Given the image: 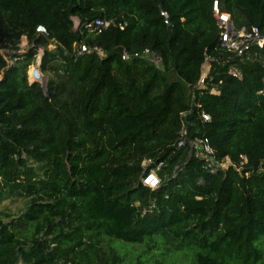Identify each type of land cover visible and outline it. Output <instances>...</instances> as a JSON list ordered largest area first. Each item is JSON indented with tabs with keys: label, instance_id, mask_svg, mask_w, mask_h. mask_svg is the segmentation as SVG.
<instances>
[{
	"label": "trees",
	"instance_id": "obj_1",
	"mask_svg": "<svg viewBox=\"0 0 264 264\" xmlns=\"http://www.w3.org/2000/svg\"><path fill=\"white\" fill-rule=\"evenodd\" d=\"M213 1L0 0V49H17L22 36L33 45L6 69L0 54V203L26 200L19 215L0 217V264H128L103 252L102 237L136 245L160 237L192 252L194 264H256L264 240V43L230 60L240 80L227 75L228 64H211L207 87L218 95L195 89L206 56L231 55L219 43ZM217 1L236 28L264 34V0ZM98 18L111 25L87 33L83 25ZM38 25L47 36L35 33ZM80 43L101 47L105 58L76 56ZM145 47L161 56L160 69L120 58L122 49ZM38 48L46 93L27 81ZM192 94L200 108L185 118L189 138H207L215 159L236 168L244 156L242 171L208 172L188 147H175ZM146 159L165 164L155 190L140 180Z\"/></svg>",
	"mask_w": 264,
	"mask_h": 264
},
{
	"label": "built area",
	"instance_id": "obj_2",
	"mask_svg": "<svg viewBox=\"0 0 264 264\" xmlns=\"http://www.w3.org/2000/svg\"><path fill=\"white\" fill-rule=\"evenodd\" d=\"M212 14L216 20L217 26L221 29L219 33V43L223 48V50L231 55L227 56L226 59H222L220 55H217L216 57L206 56L201 66L200 78L194 88L198 90H206L209 94L218 95L219 90L216 87H211L209 89L207 87V83L209 80V73L211 70V64L213 62L219 64H225V65L228 64L226 70L227 75L234 79L240 80L242 78L241 71L235 63H230V60L232 58H242L244 55L249 53V51L252 49L253 46L256 45L259 46L263 44L264 34H262L259 28L256 26H251L249 28L246 27L236 28L233 24V21L230 18V15L226 12L221 11L217 0L213 1L212 3ZM160 15L162 16L164 23L166 25H169L168 13L166 11H161ZM110 25L111 22L104 21L98 18L91 22L85 23L83 25V28L87 33L92 34L99 32V30L106 29ZM117 27L123 30L124 24L118 23ZM35 33L44 36L48 35L47 30L43 25H38L35 28ZM32 46L33 45H30L28 39L25 36H22L17 46V49H10V48L0 49V54L6 63L4 69L11 67L14 64V62L18 59L17 55L25 53ZM55 47L56 45L54 41H51L50 44L48 45L49 49H55ZM43 53H44V48H38L37 51L38 56H35V59H37L36 65L31 64L28 67L27 70L28 72L30 67H36V69L39 70V73L41 75L40 79L33 81H30L28 76L27 80L28 83L30 84L32 83L41 84L43 74L42 72H40L41 70L39 68V59L40 57L42 58ZM90 54H95L100 59H103L106 56L102 48L98 46H89L85 43H80L75 48L76 56H83ZM120 58L122 61H129L132 59L144 60L150 63L151 65H153L156 69H160L162 65L161 56L156 51L147 47L142 48L141 50L131 51V52L122 49L120 52ZM2 73L3 72H1L0 74V78ZM193 99H194V95L192 94L188 109L180 113L181 128L179 131V138L176 141L175 147L177 149L188 147L189 151L192 150V154L195 153L196 157L205 161L206 163L205 169L208 172L216 173L218 171H224L229 166H233L228 157H225L220 161H218L214 157V152H215L214 148L210 145V142L207 138H198V137H195L194 139L189 138L188 126L191 124L187 123L185 118L187 117L188 114L193 112L194 106L200 108L199 105L194 103ZM198 116L201 118L203 122L210 121V115L205 113L204 111L198 112ZM246 162H247L246 158L244 156H241V161L239 163L240 166L238 168H236L235 166L233 167L240 172L243 170V166L246 164ZM163 167H165V164L163 162L155 163L154 160L152 159L144 160L142 162V173L140 176L141 183L144 186L149 187L151 190L157 189L161 184L160 172L162 171Z\"/></svg>",
	"mask_w": 264,
	"mask_h": 264
},
{
	"label": "rangeland",
	"instance_id": "obj_3",
	"mask_svg": "<svg viewBox=\"0 0 264 264\" xmlns=\"http://www.w3.org/2000/svg\"><path fill=\"white\" fill-rule=\"evenodd\" d=\"M74 23V29L78 27V20L72 18ZM38 56V54H36ZM41 62V57L39 59ZM37 59L33 61L32 65H36ZM40 68V65H39ZM34 71H39L36 67H30L27 71V77L29 80H38L41 76H36ZM41 72V71H40ZM44 75V74H43ZM46 76V75H44ZM175 77L171 76V80ZM28 81V80H27ZM26 200L22 197H12L10 199L3 200L0 203V217L6 222L7 219L13 218L19 215L24 207ZM150 244V245H146ZM136 245L126 244L121 241L112 240L107 237L100 239V248L103 252L113 251L115 254H119L123 258L124 263L133 264H194L193 253L190 251L176 252L171 245L165 244L164 240L160 237H154L149 243ZM165 244V245H164ZM260 257L256 264H264V240H261Z\"/></svg>",
	"mask_w": 264,
	"mask_h": 264
},
{
	"label": "water",
	"instance_id": "obj_4",
	"mask_svg": "<svg viewBox=\"0 0 264 264\" xmlns=\"http://www.w3.org/2000/svg\"><path fill=\"white\" fill-rule=\"evenodd\" d=\"M39 65H40V62H39ZM47 80H48L47 77L43 75L40 86H41V88H42V90H43L44 93H46V91H47ZM191 156H192V150L189 151V158Z\"/></svg>",
	"mask_w": 264,
	"mask_h": 264
},
{
	"label": "bare ground",
	"instance_id": "obj_5",
	"mask_svg": "<svg viewBox=\"0 0 264 264\" xmlns=\"http://www.w3.org/2000/svg\"><path fill=\"white\" fill-rule=\"evenodd\" d=\"M34 73L36 74V76H41L39 71H34ZM39 78H41V77H39Z\"/></svg>",
	"mask_w": 264,
	"mask_h": 264
}]
</instances>
